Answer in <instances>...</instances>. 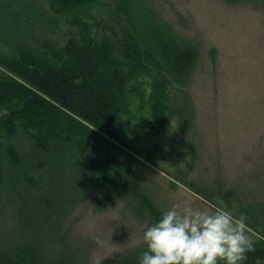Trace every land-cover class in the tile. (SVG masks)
Segmentation results:
<instances>
[{
	"label": "rangeland",
	"instance_id": "1",
	"mask_svg": "<svg viewBox=\"0 0 264 264\" xmlns=\"http://www.w3.org/2000/svg\"><path fill=\"white\" fill-rule=\"evenodd\" d=\"M139 1L130 0L133 17ZM144 7L179 42L191 45L196 58L186 84L168 87L164 123L152 118L149 98L167 73L151 70L133 78L129 87H137L144 100L127 90L118 139H102V147L124 172L126 194L138 190L161 214L186 200L243 214L252 249L263 248L264 239L252 228H264V0H146ZM117 10V0H99L76 17L98 39L125 26ZM50 19L57 33L49 29ZM71 24L47 0H0V59L45 38L54 47L42 56L56 63L68 37L78 34ZM7 113L0 107V116ZM62 173L58 185L35 177L37 189L27 186L26 196L24 190L14 195L3 178L1 253L15 258L29 244L39 255L34 264L71 256L75 264H93L96 257L110 264L145 248L143 233L153 219L139 202L107 187H94L72 202L69 173L56 170ZM44 191L54 196L49 207L38 203Z\"/></svg>",
	"mask_w": 264,
	"mask_h": 264
},
{
	"label": "trees",
	"instance_id": "2",
	"mask_svg": "<svg viewBox=\"0 0 264 264\" xmlns=\"http://www.w3.org/2000/svg\"><path fill=\"white\" fill-rule=\"evenodd\" d=\"M47 1L57 14L71 17L78 34L72 32L68 37L56 63L42 56L54 47L45 38L12 48L10 57L0 59L5 71L0 75V107L8 111L0 116V185L6 178L14 195L24 190L26 196L28 189H37L35 177L42 183L51 178L62 184L64 174L57 175L56 170L63 168L69 173L72 202L76 196L86 197L94 187L115 188L139 202L153 224L161 212L138 190L126 194L124 172L101 143L106 138L118 139L117 120L127 90L144 100V94L137 87H129V82L151 70L167 73L155 83L149 98L152 118L164 123L162 110L170 101L168 87L173 82L186 84L195 49L179 42L170 26L153 18L144 7L146 0L139 1L142 7L134 17L128 12L130 0H117V13L127 22L119 32L98 39L76 16L99 0ZM52 21L49 29L55 27L57 33L59 27ZM17 183L21 187L16 188ZM41 194L38 203L46 202L49 207L53 194ZM252 229L264 239V228ZM29 246L24 245L22 254L15 258L0 252V264H34L39 255ZM144 250L110 264H138ZM259 262L264 263V247L248 251L242 264ZM56 264L75 263L71 256Z\"/></svg>",
	"mask_w": 264,
	"mask_h": 264
},
{
	"label": "clouds",
	"instance_id": "3",
	"mask_svg": "<svg viewBox=\"0 0 264 264\" xmlns=\"http://www.w3.org/2000/svg\"><path fill=\"white\" fill-rule=\"evenodd\" d=\"M101 244L97 238L95 241ZM138 264H242L252 249L246 216L222 207L202 208L190 200L174 204L147 227ZM96 257L93 264H101Z\"/></svg>",
	"mask_w": 264,
	"mask_h": 264
}]
</instances>
